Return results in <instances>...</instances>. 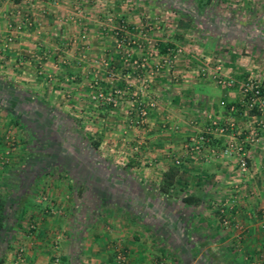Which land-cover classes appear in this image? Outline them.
Returning <instances> with one entry per match:
<instances>
[{
    "label": "crops",
    "instance_id": "0c3cea01",
    "mask_svg": "<svg viewBox=\"0 0 264 264\" xmlns=\"http://www.w3.org/2000/svg\"><path fill=\"white\" fill-rule=\"evenodd\" d=\"M77 2L0 0V195L7 199L0 264H114L117 247L128 264H264V130L250 146L246 175L222 152L228 135L207 134L200 151L188 146L211 118L234 121L239 139L264 120L242 108L236 86L219 87L210 75L220 66L237 79L263 78L264 0H211L194 16L199 27H131L126 45ZM25 16L32 26L16 31ZM178 46L183 53L170 70L161 58ZM94 84L127 91L104 108L92 102ZM47 101L60 108L46 109ZM143 101L153 105L138 125ZM53 113L76 124L60 118L69 126L59 137L43 120ZM104 115L105 140L94 146L89 134L100 133ZM89 117L98 123L93 130L84 126ZM102 143L111 156H100ZM186 195L200 199L186 204Z\"/></svg>",
    "mask_w": 264,
    "mask_h": 264
},
{
    "label": "rangeland",
    "instance_id": "374dc122",
    "mask_svg": "<svg viewBox=\"0 0 264 264\" xmlns=\"http://www.w3.org/2000/svg\"><path fill=\"white\" fill-rule=\"evenodd\" d=\"M233 1L235 2V0ZM77 5L79 6V9L81 11L86 12L88 16L90 15L89 19L96 18V20L102 23V26L104 28H108L109 27L108 25H112L113 28L116 29L117 31V34H116L117 42H119L120 44H124V45L128 44V42H131V40H129L128 36H126L125 34V31H127L128 29L135 28L136 26L142 29L151 28V30H155V28H158L161 30V32H164V33L176 27H179L181 29H184V28L195 29L196 27L200 26V24H197V21L195 18L197 17V15H203V11L199 12V10L196 8L195 0H78ZM233 5L235 6V4H231L230 8H226V10L230 13L236 12V9L232 8ZM262 9H264V7L261 6V10ZM194 16L196 17L194 18ZM141 19L142 21L138 22ZM82 25L84 26V24ZM171 51L172 49L169 52ZM181 53L183 52H180L179 54ZM257 54L258 53H255L256 56ZM171 55L172 53H169L167 55H164L161 58V63H163L164 65L166 64L165 67L169 68L170 70L172 69L171 66L174 60L178 56L177 55L176 57H172ZM246 55H249V54H246ZM258 59L264 61V51H261L258 54L257 60ZM105 70L107 72L108 69L105 68ZM249 75L250 74L247 73L245 74V77ZM93 87H94L93 95L102 93V97L99 99H96V98H93L92 96L91 97L92 102L94 104L101 105L104 108H107L108 105L113 104L114 94L125 93L127 91L126 89L124 90L123 88L122 89L116 88L117 90H120V92L117 91L114 93L113 88L109 87L107 84H103V85L94 84ZM107 97H113V100H108ZM32 102L35 103L36 106H39V107L42 106V105H38L37 100H33ZM47 102H48L47 105H45L46 109L54 110V109L60 108L61 103L59 101H55V102L47 101ZM149 102L143 101L142 102L143 105L142 106L140 105V106L141 107L146 106L148 108L150 107L148 105ZM59 116L60 117H58L57 115L53 113V114L44 116L43 120H44L45 125L51 124L52 130L53 131L57 130L58 131L57 135L60 137L61 132L59 131V128L61 130L65 129L66 127L64 126L67 124L64 122L62 123L60 121L61 120L60 118H62V120H66L67 118L72 119V121L68 122L69 124L71 123L76 124L77 118L71 115L64 116V114L61 115L60 113H59ZM135 118H136L135 121H137L136 123L138 125L140 124L144 125L147 123L148 114H147L146 119L143 122L140 121L141 120L140 114L139 116H136ZM85 120H87L88 123L87 124L85 123L84 126H87L93 130L94 127L92 128L91 126L94 121L91 119V117ZM77 123H78L77 125L80 124V122H77ZM96 124L98 123H95V125ZM106 126H108L107 117L105 115L100 116L99 124L97 126V129L100 130V133H97L95 131L94 133L92 132L93 134H89L90 135L89 137L92 139V143L94 142L99 143V140L100 141L105 140V138L100 137V136L103 135L102 131L104 129L106 130ZM89 128L87 129L88 131L90 130ZM68 131L70 130L68 129ZM73 134L77 135V133H73ZM101 145L102 147L99 149L100 156L102 157L111 156L110 154L111 152L109 151V149L106 148L107 146H105L103 143ZM52 150L53 149H51V152L49 154L52 153L51 155H56V156L60 155V148L55 149L53 151ZM38 151L40 150L38 149Z\"/></svg>",
    "mask_w": 264,
    "mask_h": 264
},
{
    "label": "built area",
    "instance_id": "2783aa9c",
    "mask_svg": "<svg viewBox=\"0 0 264 264\" xmlns=\"http://www.w3.org/2000/svg\"><path fill=\"white\" fill-rule=\"evenodd\" d=\"M26 1V0H21ZM33 24V19L29 17L21 18L15 25L16 31H24L31 27ZM11 41V38H8V42ZM8 45V43H5ZM180 52H182L181 47H176L172 49V57H176ZM171 66V65H169ZM204 72V71H202ZM216 85L222 88H233L237 87L240 93V105L246 111L253 112L255 116L264 115V91L262 90V79H259L256 76L249 75L247 77L237 79L231 75H225L220 66H217L215 70L210 73ZM102 97V93L93 95V98L99 99ZM108 100H113V97H107ZM142 103V102H141ZM220 104L226 106L229 111H236L234 105H226L225 100H221ZM149 106L153 105V102L148 104ZM141 116V122H143L148 114V108L143 106L139 110ZM256 126L251 127V133L245 139L238 138V130L235 127L234 121L231 119L220 120L218 118H211L209 124L206 128V132L199 133L195 140L191 142L188 146L192 150L200 151L205 144L209 141L207 134L214 135H228V139L225 141L222 152L227 155H234L237 159V169L241 175H246L250 172V146L253 142L257 141L259 137V129L264 130V120H257ZM6 142L10 147L13 146L14 138L12 135L6 136ZM225 205L219 204L218 210L221 215V223L224 226L229 224L228 216L225 213ZM31 228L34 225H30ZM24 248L21 247L18 250V256L22 258V253ZM27 264V263H25ZM114 264H128L126 251L117 247L114 253Z\"/></svg>",
    "mask_w": 264,
    "mask_h": 264
},
{
    "label": "trees",
    "instance_id": "16d2710c",
    "mask_svg": "<svg viewBox=\"0 0 264 264\" xmlns=\"http://www.w3.org/2000/svg\"><path fill=\"white\" fill-rule=\"evenodd\" d=\"M210 2L211 0H197L195 5H196V8L199 10V12H202L210 4ZM261 84H262L261 88L264 91V76L262 78ZM5 91L6 92L8 91L9 93L13 92L12 89H8V88H6ZM93 144L94 146L98 145L97 142H94ZM174 172H175L174 167H170L168 169L167 177L163 180V183L161 184L162 190L167 191L168 188L172 186L173 181L171 180L170 177L174 174ZM199 199H200L199 197H195L192 195H186V196L181 197V200L185 202L186 204H197ZM6 203H7L6 197L0 195V236H1V232L3 230V227L5 225V220H6Z\"/></svg>",
    "mask_w": 264,
    "mask_h": 264
}]
</instances>
